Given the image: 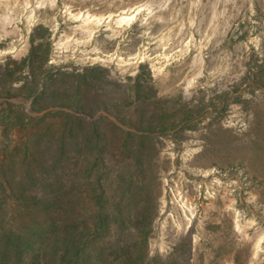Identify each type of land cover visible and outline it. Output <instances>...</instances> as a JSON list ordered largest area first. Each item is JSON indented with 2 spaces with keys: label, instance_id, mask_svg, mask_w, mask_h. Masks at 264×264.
<instances>
[{
  "label": "rangeland",
  "instance_id": "obj_1",
  "mask_svg": "<svg viewBox=\"0 0 264 264\" xmlns=\"http://www.w3.org/2000/svg\"><path fill=\"white\" fill-rule=\"evenodd\" d=\"M262 236L264 0H0L9 264H264Z\"/></svg>",
  "mask_w": 264,
  "mask_h": 264
},
{
  "label": "trees",
  "instance_id": "obj_2",
  "mask_svg": "<svg viewBox=\"0 0 264 264\" xmlns=\"http://www.w3.org/2000/svg\"><path fill=\"white\" fill-rule=\"evenodd\" d=\"M31 43L33 44L31 46V54L33 55V57L35 58H38L40 59V61L42 62V64L46 61L45 58H39L36 56V51L34 49V37L32 36L31 38ZM31 59V58H30ZM33 62V61H32ZM40 67V66H39ZM32 74L34 75V72H32ZM36 76H31V79L32 81H36ZM4 82V81H2ZM44 213L42 212V215H47L46 217H49L48 214H49V211L47 210H43ZM39 220L37 221H34L32 223V231L34 232L36 230L37 232V237H43V233H47L48 231H56L58 229V226L55 224V221H51L50 224H47L45 222H38ZM72 228L75 227L74 224H71ZM74 225V227H73ZM73 231V229H72ZM35 233V232H34ZM68 233V232H66ZM39 235V236H38ZM36 236V234H35ZM34 236V237H35ZM30 240H32L31 236L28 237ZM37 241H39V238H37ZM58 243V242H57ZM64 245L66 246V248H69L70 250H74L78 245L75 243V242H71V241H68V242H65V240H61V243L60 245ZM32 247H31V243H28L26 242V240L22 241V240H19V241H16L12 238H9L8 241H6L5 244L2 245V247L0 248V264H9L11 261H15L17 255H22L24 254L27 250H30ZM16 253V254H15ZM66 258H68V255H64L63 257H61L59 260V264H65L64 262L67 260ZM15 259V260H14ZM55 264V263H53ZM73 264H77V262H73Z\"/></svg>",
  "mask_w": 264,
  "mask_h": 264
},
{
  "label": "bare ground",
  "instance_id": "obj_3",
  "mask_svg": "<svg viewBox=\"0 0 264 264\" xmlns=\"http://www.w3.org/2000/svg\"><path fill=\"white\" fill-rule=\"evenodd\" d=\"M140 9L141 7H137L136 9H130V10H122L120 12H116L113 16L112 14L109 15L108 19L109 21H106L108 27L112 28V29H115L119 32H121V30L123 29V27L125 25H129L130 23H133L134 21H136L138 15L140 14ZM75 16L76 19H79V15H73ZM102 20H104V17L103 16H97V15H89L88 17L86 16H82V18H80V22L83 24V25H86L88 27H91V25L97 23V24H100L102 23ZM125 23V24H124ZM114 24V26H113ZM82 26V25H81ZM95 28L92 29V31L94 30ZM92 34V33H91ZM91 36V35H90ZM145 47V46H144ZM182 51V50H181ZM170 52V51H169ZM202 53H200L201 55ZM163 55V54H162ZM140 56V55H139ZM170 56V53H166L164 52V55H163V58L165 60H167ZM109 59V58H108ZM122 60V59H121ZM160 60V59H159ZM132 61V60H131ZM161 61V60H160ZM122 63V62H121ZM164 201V199H163ZM189 198H186V201H182L181 204L184 208V213H185V217L186 219L188 220V224H191L192 223V220H193V212L191 211L190 207H189ZM163 205V204H162ZM187 208L189 209L187 211ZM187 224V225H188ZM186 225V227H187ZM178 228L181 230L182 229V225L180 223L177 224ZM190 226V225H189ZM239 226V224H238ZM264 237L262 236L261 238L258 239L257 243H256V247L259 249L260 247V244L262 243ZM162 246V245H161ZM259 251V250H258ZM257 254V252H256Z\"/></svg>",
  "mask_w": 264,
  "mask_h": 264
}]
</instances>
